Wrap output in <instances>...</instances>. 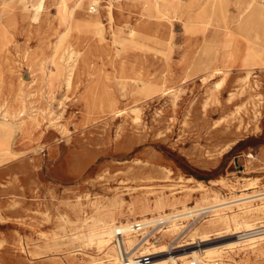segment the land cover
I'll list each match as a JSON object with an SVG mask.
<instances>
[{"label": "rangeland", "instance_id": "obj_1", "mask_svg": "<svg viewBox=\"0 0 264 264\" xmlns=\"http://www.w3.org/2000/svg\"><path fill=\"white\" fill-rule=\"evenodd\" d=\"M152 1H110V21L109 3L92 13L90 2L46 0L34 20L30 3L0 0V121L39 114L0 140V264L106 261L90 240L98 219L135 224L189 207L200 211L137 232L138 247L172 250L151 261L182 264L217 247L233 264H264V236L228 249L234 224L209 227L244 212L264 226V211L255 212L264 198L208 209L264 193V0H231L226 18L204 0L150 12ZM97 13L104 41L77 30ZM72 47L68 85L60 57ZM208 62L216 72L205 81ZM10 82L22 90L17 106ZM117 244L116 236L105 252Z\"/></svg>", "mask_w": 264, "mask_h": 264}, {"label": "bare ground", "instance_id": "obj_2", "mask_svg": "<svg viewBox=\"0 0 264 264\" xmlns=\"http://www.w3.org/2000/svg\"><path fill=\"white\" fill-rule=\"evenodd\" d=\"M24 1L27 2V3H30V5L26 6V7L28 9L31 8L30 10L34 12V20H36L38 15H39V13L43 10L46 0H24ZM126 1H127L126 4H128L130 1H133V0H126ZM73 2H74V7H76V8L82 7L86 2H90L91 5L99 4V0H73ZM183 2H184L183 0H154L152 2L147 3V6H148L147 10L152 12V11H158L161 8H165V11H170L174 7L182 6ZM203 2H205L206 5L211 7V9H212L211 13H215L216 9H218L224 15H226L225 18L227 17V12H228L227 6L231 2V0H204ZM153 3L158 5V7H156V5L154 6ZM105 7L107 9V15H108L110 21H113V19H114V9L117 7V5L109 3V4L105 5ZM118 8H122V7L118 6ZM83 21L84 22H83L82 25L79 24L77 26V30H79L80 33H83V35L86 34V33L87 34H93L95 37H99V38H101L102 41H104V39H105V37H104V28H103L102 23L99 22V14L98 13L96 14V16H93L89 20L85 19ZM212 21H213L212 18H210L209 23H211ZM118 32H119V30L115 31L114 36ZM115 40H116V38H115ZM115 40H114V42H116ZM78 42H83L80 36H79ZM102 44H105V43H102ZM73 53H75L73 47L72 48H68L67 57H65V56L60 57V59H62V65H63L62 67L65 68V71H66L65 74H67V78H68L67 79V83H68V85H70V82H71L72 71H73V66H74V65H72L73 63L71 62V59L73 58ZM211 68H212V62H208L204 66L205 70H211L210 75L205 77V79H204L205 81L208 80L209 78H211L213 76V74H215V72H216V71H214L216 69L213 70ZM8 86L13 91V94H12V96L10 98V100H12L11 103L13 105L17 106L18 103L20 104V102H21L20 101L21 100L20 96H21V93H22L21 92L22 90H18L17 89L18 86H19V83L17 85H15V82H10L7 85V87ZM134 112H135L134 120L137 123V122L140 121V110L136 109ZM18 115H19L18 116L19 117L18 123L17 124H11V125L7 123V122H9V119L7 117L8 115L5 114L2 117L3 121H0V140L4 141V140H7V139H10L11 136H12V133L14 132V129H20V130L21 129H25L27 122H28L27 125L30 128L31 125H34L36 123L35 120L39 119V118H37V116L39 114L33 115V117L30 118V119L24 118L25 112L23 110L21 112H19ZM188 180H191V179H188ZM199 187L201 189L205 190V192H206V193L204 192L205 194H203L204 195V199L208 198V193H207V189H205V186H203V185H201L199 183ZM261 198H264V193H260V194H257V195H251V196H247V197L245 196L243 198H240V199L238 198L237 200H232V201L229 200V201L224 202V203L220 202L221 204H216V205H214L212 207H209L208 209H210V211H211V209H213V208H214V210H216L215 208H218V209L227 208V207L233 206L234 204L237 205L238 202H241L242 204H244V203H247V202H249L251 200H255V199L258 200V199H261ZM216 203H218V201ZM263 204L264 203H262V205L260 207H258V208L256 207L257 208L256 211H255L256 213L264 211V205ZM163 208H164V202L162 201V199L156 200L154 209L159 211V210H163ZM140 209L143 212L149 211L148 206L145 205V204H142ZM198 211H200V210L199 209H193L192 207L191 208L189 207L188 210L185 211L182 214L179 213V214L173 215V216L166 215L165 217H160V218H157V219L143 218V220H139V221L135 222V224H139V225L143 226L142 228L145 229L148 225H151V224H154V223H157V222H160V223L162 222L163 223L165 221H176V220H178L181 217L193 216ZM246 213L247 212H244L242 214H235V215H232L231 217H225V216L218 215L217 218L209 221V227L210 228L218 226V225H221V226H224L226 228H229L228 227L229 221H231L234 224L233 227H234V229L236 231V233H234V234L238 235V237H237L238 240L235 241V242H232V243H229V244L225 245V246H230L228 249H230L231 246H233L234 244H236L238 242L245 241V240L253 241V240H257V239H259V238L264 236V226H261V227L254 226V224H252L251 221L247 220L244 217V216H246V215H244ZM223 214H221V215H223ZM239 217H243L244 219L242 221H240V220H238ZM94 226H98L99 230L91 232L90 240L91 241H96L98 250L101 253H104V255H105L104 258H106L108 260L102 261L101 259H93L92 261L89 262V264H126V262L132 263L133 258L136 257L137 254H138V256L151 255L152 258H157V257L159 258L161 256H164V254H166L169 251V250L167 251L165 246L158 247L159 245L157 246L156 244H153V242L150 243V242H148V240L142 246L138 247L139 246V244H138L139 243V240H138V236L139 235H137V231L131 232L132 231L131 224H121V225L117 226L116 223H115V218L111 214H110L109 218L98 219ZM172 228L176 229L177 226L173 225ZM242 228L245 229L243 231V233H242V231L240 232V230ZM120 232L122 234H124V235H123V241L119 239V244L116 245L118 247V252L113 247H112L111 254H109L108 252H105L106 251L105 247H108V245H111L113 238L116 237V235L119 234ZM205 237H206V239H208L207 238V234H205ZM87 243H88V241H87ZM220 243H222V242H220ZM123 245H125L127 247V249H128V251L126 252L127 259H128L127 261H125L126 258H125L124 255H123V260L121 259L120 255H119L120 254L119 248L121 249L122 253L124 254ZM259 245L260 244H253L251 246V248L253 250H255L256 248H258ZM201 249H202V247H201ZM132 251H134V252L132 253ZM170 251H172V250H170ZM198 252H200V250ZM168 254H170V253H168ZM222 254L223 253H222V251L219 248H217V247L209 248L208 247L205 251H203V256L202 257L198 256L197 251H195V252H193L191 254L193 259L191 261H188L187 259H182V264H209L210 262H212L213 260H216V259L222 260L223 259V255ZM167 257H169V256H167ZM163 259L160 260V261H159V259L158 260H154V261H150V263H148V264H166L168 260H163ZM169 261H170L171 264H180L178 262V259H176L175 257H170ZM92 262H96V263H92ZM235 264H245V263L237 261Z\"/></svg>", "mask_w": 264, "mask_h": 264}, {"label": "built area", "instance_id": "obj_3", "mask_svg": "<svg viewBox=\"0 0 264 264\" xmlns=\"http://www.w3.org/2000/svg\"><path fill=\"white\" fill-rule=\"evenodd\" d=\"M110 1H115V0H99V4L91 5L90 12L96 13L99 10L100 5L107 4ZM142 227L143 226H141L139 224H131V229H132L131 232H134V231L140 232V231H142L144 229ZM123 235L124 234H122L121 232L116 235L118 244H119V239L123 241ZM123 247H124V245H123ZM119 251H120L119 255H120L121 259L123 260V255L124 254L122 253L120 248H119ZM125 255H127L126 252H125ZM125 260L127 261L128 259L126 258ZM150 261H151V255H144V256H136V257L133 258L132 263L126 262V264H148V263H150ZM209 264H232V263L230 261H228V260L216 259V260H213L212 262H210Z\"/></svg>", "mask_w": 264, "mask_h": 264}]
</instances>
